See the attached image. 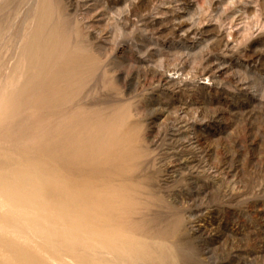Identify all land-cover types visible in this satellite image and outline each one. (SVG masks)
<instances>
[{
    "label": "rangeland",
    "instance_id": "obj_1",
    "mask_svg": "<svg viewBox=\"0 0 264 264\" xmlns=\"http://www.w3.org/2000/svg\"><path fill=\"white\" fill-rule=\"evenodd\" d=\"M219 1L218 13L207 6V0H195L198 12L184 15L185 19L195 17L198 24L207 25L209 38L218 33L229 37L235 50L228 55L211 47L199 48L193 41H180L168 31L154 35L128 28L120 35L116 29L107 28L110 35L105 36L108 38L105 43L88 42L86 32L75 24L73 15L61 16V1L52 0L54 8L49 29L57 28L53 39L58 47H64L63 62L79 74L67 93L72 102L64 109L67 114L79 111L97 119L109 115L124 118L133 136L130 148L135 152L134 167L124 176L138 191L128 206L132 214L127 218L142 234L141 243L164 245L162 250L172 264H264L260 254L264 247V167L258 165L264 161V110L260 106V102L264 103V0ZM36 2L0 0L1 80L6 74L2 68L23 50L17 48L15 36L24 30V18ZM124 6L125 3L110 12ZM160 11H155L153 16L166 13ZM85 17L90 18V15ZM97 26L105 27V22ZM149 39L156 41L162 50V56L153 59V66L164 58L166 65L172 67L184 56L183 59L187 58L185 74H190L196 85L199 82L212 86L214 92H199L193 86L191 91L182 92L174 87L158 86L151 77L137 75L126 82L127 74L143 68L145 48L137 46ZM188 46L190 50H186ZM256 54L258 59L253 58ZM210 65L221 68L215 86L193 72L198 69L201 73ZM241 81L248 86L240 88ZM184 102L196 107L192 112V118L196 115L198 119L196 132L204 144L215 150L213 157L204 158L207 165L223 166V161L236 154L244 166L240 187L233 185L227 170H223L222 176L226 178L222 186L213 185L201 175L198 187L192 188L191 182L177 177L189 174L191 168L182 167L180 163L191 156L186 141L195 136L192 130L186 132L185 128L166 120H172L173 109ZM251 111L254 116L248 122L246 116ZM192 118L190 123L193 124ZM8 125L6 121L0 128ZM234 140L241 146L236 147ZM3 141L4 138L0 139V145ZM252 142H255L253 147ZM196 153L201 156L200 150ZM247 160H252V164L246 165ZM202 167L207 170L204 164ZM137 183H140L139 188ZM204 189L209 196L202 201L198 192ZM233 189L239 193L234 198L224 193ZM196 196L198 202L193 203ZM190 221H200L207 229L195 236L186 233L182 229ZM217 227L221 235H217ZM42 234V229L32 226L18 213L6 212L0 201V264H77L71 257L48 250L39 238ZM230 235L237 239L235 244L225 242ZM31 258L34 262L29 263ZM86 264L93 263L86 261Z\"/></svg>",
    "mask_w": 264,
    "mask_h": 264
},
{
    "label": "bare ground",
    "instance_id": "obj_2",
    "mask_svg": "<svg viewBox=\"0 0 264 264\" xmlns=\"http://www.w3.org/2000/svg\"><path fill=\"white\" fill-rule=\"evenodd\" d=\"M60 1L61 16L73 15L75 24L86 32L88 42L105 43L108 39L105 36L110 35L107 28L116 29L120 35L123 30L132 28L154 35L168 31L180 41H193L199 48L223 50L225 55L235 50L225 34L218 33L209 38L207 25L198 24L195 17L185 19V13L198 12L195 0ZM124 3L123 9L110 12ZM219 5V0H207V6L214 13L220 12ZM53 8L52 0H37L34 7L26 11L24 30L15 36L17 48L23 50L2 68L6 74L3 80L0 79V125L6 121L9 125L0 128V139L4 138L0 145V201L6 212L18 213L32 226L42 229L43 234L39 238L48 250L71 257L77 264H86V261L93 264H172L162 250L164 245L141 243L142 234L127 218L132 214L128 206L138 191L124 176L134 167L132 157L135 153L130 148L132 132L124 118L109 115L97 119L86 117L79 111L67 114L64 109L72 102L67 93L76 82V74H79L63 62L64 47H58L53 39L57 28L49 29ZM157 10L166 13L153 16ZM104 22L105 27L97 26ZM137 47L145 48L143 68L127 74L126 82H131L137 75L146 79L151 77L158 86L174 87L182 92L191 91L192 86L199 92H214L212 86L199 82L196 85L192 76L185 74L186 57L183 59V56L172 67L166 65L164 58L153 66V59L162 56L159 44L149 39ZM190 49V46L186 48ZM258 57L256 54L253 58ZM220 71L221 68L210 65L201 73L198 69L193 72L215 86ZM247 86V82L241 81L240 88ZM191 106V103L184 102L173 109L172 120L166 117L167 122L172 121L177 127L185 128L186 132L192 130L195 136L184 140L191 156L180 163L182 167L191 168L189 174L179 173L177 177L191 182L192 188L198 187L201 175L210 179L213 185L222 186L226 178L222 176L223 170H227L233 178V185L240 187L244 166L236 154L223 161V166L207 165L204 158L213 157L215 150L204 144L197 133L195 124L198 119L196 115L192 118L196 107ZM260 106L264 110V103L260 102ZM253 116L254 112H249L247 121ZM191 118L193 124L190 123ZM13 127L15 129L10 133ZM254 144L252 142V147ZM234 145L240 147L241 143L234 140ZM196 150L201 151V156H197ZM251 161L247 160L246 165H251ZM258 165L263 168L264 161ZM234 189L224 193L234 198L239 195ZM198 193L202 201L209 196L205 189ZM195 199H192L193 203L198 202V196ZM206 229L200 221H190L182 230L195 236ZM216 232L221 235L219 228ZM225 242L235 244L237 239L230 235ZM260 254L264 259V247ZM29 260L31 263L34 259Z\"/></svg>",
    "mask_w": 264,
    "mask_h": 264
}]
</instances>
